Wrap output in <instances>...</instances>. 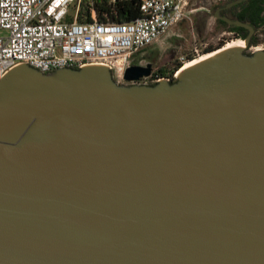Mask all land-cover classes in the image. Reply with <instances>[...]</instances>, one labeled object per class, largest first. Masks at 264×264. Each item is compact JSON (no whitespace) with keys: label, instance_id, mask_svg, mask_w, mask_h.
I'll list each match as a JSON object with an SVG mask.
<instances>
[{"label":"water","instance_id":"obj_1","mask_svg":"<svg viewBox=\"0 0 264 264\" xmlns=\"http://www.w3.org/2000/svg\"><path fill=\"white\" fill-rule=\"evenodd\" d=\"M0 264H264V51L156 86L106 66L11 70Z\"/></svg>","mask_w":264,"mask_h":264},{"label":"built area","instance_id":"obj_2","mask_svg":"<svg viewBox=\"0 0 264 264\" xmlns=\"http://www.w3.org/2000/svg\"><path fill=\"white\" fill-rule=\"evenodd\" d=\"M191 4L192 0H142L140 18L104 23L95 9L90 11L91 22H80L82 0H0V81L26 64L44 74L106 66L115 77L120 72L126 83L125 72L134 58L190 19ZM251 50L264 51V46ZM126 62L128 66L119 71ZM179 71L128 84L174 83Z\"/></svg>","mask_w":264,"mask_h":264},{"label":"rangeland","instance_id":"obj_3","mask_svg":"<svg viewBox=\"0 0 264 264\" xmlns=\"http://www.w3.org/2000/svg\"><path fill=\"white\" fill-rule=\"evenodd\" d=\"M219 1L221 0H192L190 19L174 27L167 36L152 47L142 50L134 61L142 58L154 60L157 69L162 65L168 68V63L174 61L186 63L190 55L198 58L206 54L204 50L208 46L218 47L221 43L226 46L231 41L239 40L231 32L220 31L217 28L216 18L209 11L213 10L214 5ZM258 39H260L259 45L264 46V32L260 33ZM250 53H252L251 47L246 48L245 54ZM128 64L129 62L120 64L118 70L125 69ZM116 79L121 85H131L121 81L120 72L116 75Z\"/></svg>","mask_w":264,"mask_h":264},{"label":"trees","instance_id":"obj_4","mask_svg":"<svg viewBox=\"0 0 264 264\" xmlns=\"http://www.w3.org/2000/svg\"><path fill=\"white\" fill-rule=\"evenodd\" d=\"M238 4L232 12L237 17V22L244 25L250 24V28L245 26L231 25V20H219L217 28L220 31H231L237 33V39H246L250 30L264 32V0H234ZM240 1V2H239ZM142 0H82V10L80 15V22H91V9L97 12L99 22H129L141 17ZM214 16L216 8L209 11ZM235 21V20H233ZM247 23V24H246ZM247 28V29H246ZM260 39L252 38L249 48L257 46ZM224 43L218 47L208 46L204 52H212L216 49L222 48ZM252 55V53L248 54ZM195 59V55H190L189 60ZM183 61H176L170 68L167 74L173 75L183 67ZM161 75H163L161 73ZM157 83L150 86H156Z\"/></svg>","mask_w":264,"mask_h":264},{"label":"flooded vegetation","instance_id":"obj_5","mask_svg":"<svg viewBox=\"0 0 264 264\" xmlns=\"http://www.w3.org/2000/svg\"><path fill=\"white\" fill-rule=\"evenodd\" d=\"M237 4H238V2L234 1V0H221V1L217 2L213 7V8H216V13L214 14V17L216 18L217 24H218L219 20H224V21L225 20H231L232 22H237V17L232 14V12L235 10V7L237 6ZM217 14H219V17H217ZM233 20H235V21H233ZM246 26L250 27V24H247ZM228 32H231V31H228ZM231 33L234 34L235 37H237L236 32H231ZM260 33H261L260 31H254L253 30V34L251 36V39L252 38H258V36H260ZM250 35H251V30H250L248 37ZM175 62L176 61H174L172 63H168V65H169L168 68L165 65H162V67H159L157 69L154 60H148V59L142 58V59H138V60L134 61L133 65H140L143 67H146L148 65H152V69H153L152 76L153 77L157 76V77L161 78V77H167L169 75V74H167V72L170 70V68L172 67V65ZM161 73L163 75H161ZM113 77H114V80L116 82H118V80L116 79V77L114 75H113ZM126 83L128 84V82H126Z\"/></svg>","mask_w":264,"mask_h":264},{"label":"bare ground","instance_id":"obj_6","mask_svg":"<svg viewBox=\"0 0 264 264\" xmlns=\"http://www.w3.org/2000/svg\"><path fill=\"white\" fill-rule=\"evenodd\" d=\"M235 48L246 49V42L243 39L234 40V41L229 42L221 50H218V51L210 53V54L201 55L198 58H196L195 60L186 62L184 64V66L180 69L179 76H181L187 70H189L193 67H196L197 65L202 64L203 62H205L209 59H212L213 57L219 55L220 53H223L227 50L235 49Z\"/></svg>","mask_w":264,"mask_h":264}]
</instances>
